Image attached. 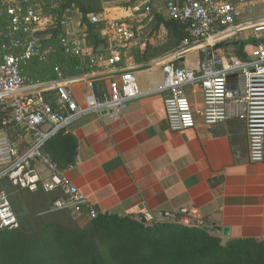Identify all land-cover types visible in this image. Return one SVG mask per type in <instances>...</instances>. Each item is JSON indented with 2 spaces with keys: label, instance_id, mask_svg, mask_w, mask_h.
<instances>
[{
  "label": "built area",
  "instance_id": "built-area-1",
  "mask_svg": "<svg viewBox=\"0 0 264 264\" xmlns=\"http://www.w3.org/2000/svg\"><path fill=\"white\" fill-rule=\"evenodd\" d=\"M62 1L0 0V26L4 31L0 42V231L18 228L3 182L29 192H61L62 197L53 202L52 209H69L75 221L98 216L87 205L85 194L45 149L52 139L85 116L105 114L111 121L119 120L123 109L140 96L134 75L123 63L134 41L148 27L135 25L136 19L142 18L150 25L158 14L185 28L186 37L162 61L161 92L169 130L182 132L195 127L196 118L185 87L198 85L202 109L197 117L206 126H212L229 117L230 104L242 106L248 161H264V44L256 45L245 62L218 57L213 51L217 44L234 40L245 31L259 37L264 34V22H242L240 3L230 0H143L133 4L132 19L127 21L109 20L103 14L87 15L93 30L110 44V56L103 59L102 52L88 55L85 27L80 20L74 21L71 11H59ZM44 6L53 13L60 12L58 21L52 23L45 17ZM50 27L59 30L58 45L42 47L39 37ZM58 48L64 57L78 62L76 69L80 73L68 75L59 64L50 79L34 80L23 73L27 65L35 60L44 61ZM194 50L201 54L197 70L176 65V61ZM104 65L115 70L114 76L105 87H97L94 75ZM82 83L90 92L79 103L72 87ZM140 221L147 225L177 224L217 235L215 228L192 207H183L177 213L146 212Z\"/></svg>",
  "mask_w": 264,
  "mask_h": 264
},
{
  "label": "crops",
  "instance_id": "crops-1",
  "mask_svg": "<svg viewBox=\"0 0 264 264\" xmlns=\"http://www.w3.org/2000/svg\"><path fill=\"white\" fill-rule=\"evenodd\" d=\"M235 1L242 7V22H264V0ZM102 14L107 18L105 12ZM134 23L148 27L134 41L123 63L134 75L140 96L123 109L115 122L105 114H91L59 134L62 136L53 147L62 146L66 136L74 142L70 148H75L71 155L73 162L63 171L85 194L87 205L95 209L98 216L138 218L146 212L177 213L183 207H192L215 228V236L223 243L234 239L263 240L264 161L256 164L248 161L244 108L230 104L225 121L206 126L197 117L202 109L201 89L198 85H188L185 94L196 125L193 129L171 132L161 92L163 59L153 57L152 50L143 54L146 34L154 30L157 23L153 20L149 25L142 18ZM249 40L253 43L247 44ZM261 40L264 41V34L255 37L251 31H245L233 40L239 46L213 48V51L218 57H234L245 62L254 47L262 44ZM109 46L106 39L98 36L96 47L87 46L88 55L102 52L103 59H107ZM200 60V52L194 50L176 61V65L197 70ZM30 65L34 71L38 63L34 61ZM64 69L68 73L67 66ZM114 71L106 65L99 68L94 75L95 86L105 87ZM72 92L77 102L83 103L90 89L82 83L73 86ZM224 229L228 230V236H224Z\"/></svg>",
  "mask_w": 264,
  "mask_h": 264
},
{
  "label": "trees",
  "instance_id": "trees-1",
  "mask_svg": "<svg viewBox=\"0 0 264 264\" xmlns=\"http://www.w3.org/2000/svg\"><path fill=\"white\" fill-rule=\"evenodd\" d=\"M114 1L118 0H63L59 11L77 10L85 27L86 45L92 48L97 45L98 35L88 23L87 15L102 14L103 4ZM127 1L126 5L130 6L143 0ZM59 11L54 13L55 21L61 15ZM154 20L157 23L154 30H166L176 46L186 37L185 28L179 23L164 20L158 14ZM58 31L50 27L41 33V46H57ZM45 33H50L47 40ZM3 34L0 26V42ZM35 61L36 73L32 65L23 69L31 78L50 79L58 63H64L63 68L67 66V74L81 72L76 69L77 61L64 57L59 48L44 61ZM61 136L49 142L46 152L60 170H66L73 162L71 155L75 148H70L74 142L66 136L62 146L53 147ZM3 183L7 186L18 228L0 231V264H264V239H234L223 243L221 238L195 228L177 224L147 225L140 221L141 216L106 214L75 221L69 209H52L53 202L62 197L61 192H29ZM7 235L18 241V245L11 249L5 247L7 243L3 240Z\"/></svg>",
  "mask_w": 264,
  "mask_h": 264
},
{
  "label": "rangeland",
  "instance_id": "rangeland-1",
  "mask_svg": "<svg viewBox=\"0 0 264 264\" xmlns=\"http://www.w3.org/2000/svg\"><path fill=\"white\" fill-rule=\"evenodd\" d=\"M231 2H236L235 0H230ZM127 0H118L110 3L103 4V12L106 13L107 18L114 19V20H129L132 18L130 15L131 13V5L127 6ZM45 12V17H47L52 23H55L56 15L49 10V8L43 7ZM72 16L74 21L77 22L80 20L79 14L76 10L72 9ZM76 28V27H75ZM76 33L75 31H73ZM50 37V33L45 34V39L47 40ZM143 42V40H142ZM175 41L171 38L169 33L164 29L152 30L151 32L146 34V38L143 42V49H144V56L145 53H148L150 50L153 51V57L158 59H164L165 57L169 56V54L177 47L174 43ZM250 47H248L249 49ZM143 57V56H142ZM34 73H36L34 71ZM10 235H7L3 240L7 245L5 247L14 248L18 245V241H13ZM13 246V247H12ZM0 248H2L0 246Z\"/></svg>",
  "mask_w": 264,
  "mask_h": 264
},
{
  "label": "water",
  "instance_id": "water-1",
  "mask_svg": "<svg viewBox=\"0 0 264 264\" xmlns=\"http://www.w3.org/2000/svg\"><path fill=\"white\" fill-rule=\"evenodd\" d=\"M253 43V40H249L247 42V44H252ZM261 43L264 44V41L261 40ZM231 45H235V46H239L240 44L233 41V40H228V41H225V42H222V43H219L217 44L215 47H214V50H217V49H220V48H224V47H228V46H231ZM224 236H228V230L227 229H224Z\"/></svg>",
  "mask_w": 264,
  "mask_h": 264
}]
</instances>
